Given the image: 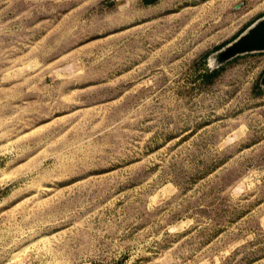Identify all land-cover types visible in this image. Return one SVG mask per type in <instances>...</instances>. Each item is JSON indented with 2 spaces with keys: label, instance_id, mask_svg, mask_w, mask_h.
<instances>
[{
  "label": "rangeland",
  "instance_id": "1",
  "mask_svg": "<svg viewBox=\"0 0 264 264\" xmlns=\"http://www.w3.org/2000/svg\"><path fill=\"white\" fill-rule=\"evenodd\" d=\"M0 0V264H264V0Z\"/></svg>",
  "mask_w": 264,
  "mask_h": 264
},
{
  "label": "water",
  "instance_id": "2",
  "mask_svg": "<svg viewBox=\"0 0 264 264\" xmlns=\"http://www.w3.org/2000/svg\"><path fill=\"white\" fill-rule=\"evenodd\" d=\"M264 51V16L257 19L234 40L226 44L210 57L212 66L217 67L228 60L245 53ZM264 87V74L261 77Z\"/></svg>",
  "mask_w": 264,
  "mask_h": 264
},
{
  "label": "crops",
  "instance_id": "3",
  "mask_svg": "<svg viewBox=\"0 0 264 264\" xmlns=\"http://www.w3.org/2000/svg\"><path fill=\"white\" fill-rule=\"evenodd\" d=\"M153 1H155V0H148L147 3H151V2H153Z\"/></svg>",
  "mask_w": 264,
  "mask_h": 264
},
{
  "label": "bare ground",
  "instance_id": "4",
  "mask_svg": "<svg viewBox=\"0 0 264 264\" xmlns=\"http://www.w3.org/2000/svg\"><path fill=\"white\" fill-rule=\"evenodd\" d=\"M210 62L212 63V59H211V57H210Z\"/></svg>",
  "mask_w": 264,
  "mask_h": 264
}]
</instances>
